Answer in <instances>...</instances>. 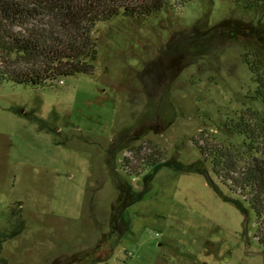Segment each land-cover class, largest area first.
Masks as SVG:
<instances>
[{"label":"rangeland","instance_id":"374dc122","mask_svg":"<svg viewBox=\"0 0 264 264\" xmlns=\"http://www.w3.org/2000/svg\"><path fill=\"white\" fill-rule=\"evenodd\" d=\"M92 37V75L0 76V264H264L254 211L199 149L242 147L225 125L264 114L244 62L264 66V10L190 0Z\"/></svg>","mask_w":264,"mask_h":264},{"label":"trees","instance_id":"16d2710c","mask_svg":"<svg viewBox=\"0 0 264 264\" xmlns=\"http://www.w3.org/2000/svg\"><path fill=\"white\" fill-rule=\"evenodd\" d=\"M247 10H264V0H231ZM190 0H0V76L19 84L55 85L76 75H92L98 55L93 28L116 16L144 19L168 6H185ZM256 84L252 100L264 104V66L244 55ZM225 128L244 136L242 147L209 144L199 149L213 172L244 197L258 221L257 239L264 249V114L247 108ZM145 166L161 163L154 151ZM124 170L140 174L138 168ZM246 197V199H245ZM110 247L112 250L120 241ZM110 253L112 251H109Z\"/></svg>","mask_w":264,"mask_h":264}]
</instances>
